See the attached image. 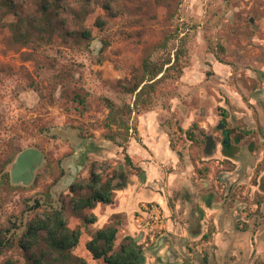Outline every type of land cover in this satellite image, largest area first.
<instances>
[{
	"label": "rangeland",
	"instance_id": "1",
	"mask_svg": "<svg viewBox=\"0 0 264 264\" xmlns=\"http://www.w3.org/2000/svg\"><path fill=\"white\" fill-rule=\"evenodd\" d=\"M16 1L23 16L37 14L39 0ZM68 3L78 9L81 0ZM91 8L82 23L68 13L59 21L64 30L88 29L90 42L55 33L49 42L20 44L0 25V231L20 233L31 214L59 207L67 182L87 181L93 164L104 176L123 172L129 187L151 162L169 183L162 191L173 215L187 216L192 196L190 215L202 232L171 242L177 264H264V0H100ZM175 44L179 68L136 102L128 81L145 58L162 60ZM109 102L131 105L129 130L107 125ZM209 134L217 142L210 155ZM29 147L44 153L32 183L10 177L18 187L4 185V162ZM205 195L210 209L198 210ZM67 217L72 227L80 223ZM98 224L75 250L89 264H103L86 247ZM140 237L149 264L160 237ZM124 239L119 233L118 247Z\"/></svg>",
	"mask_w": 264,
	"mask_h": 264
},
{
	"label": "trees",
	"instance_id": "2",
	"mask_svg": "<svg viewBox=\"0 0 264 264\" xmlns=\"http://www.w3.org/2000/svg\"><path fill=\"white\" fill-rule=\"evenodd\" d=\"M99 1L81 0L80 7L75 9L69 5L68 0H39L37 14L23 16V8L18 1L0 0V25L8 26L15 41L20 44H28L33 40L49 42L55 33H60L65 40L74 38L77 41L87 40L90 42L91 32L88 29L64 30L63 23L59 21H61L62 14L68 13L74 21L82 23L91 12L92 4L99 3ZM12 16L17 19L9 20ZM175 49V60L173 61L172 50ZM181 49L175 44L162 60L145 58L141 69L125 86L126 92L134 94L136 102L146 92H152L159 79L168 77L172 70L179 68ZM158 76L160 78H157ZM77 97L81 103L85 102L84 97L80 95ZM109 108L107 125L116 124L118 127L123 126L129 130L130 126L125 116L132 113L131 105L127 104L122 107L109 102ZM196 126L195 123L193 127ZM225 144L227 145V143ZM226 155L231 157L228 153ZM14 159V155H11L4 162L2 183L18 187L11 185L10 173L5 170L6 166ZM127 162L131 164L129 157ZM94 166L95 164L92 165L87 181L77 180L70 185L68 193L62 197L59 207L42 209L41 213L31 214L25 228L20 233L14 232L9 237L7 233L11 231V226L6 228V232L0 231V255H2L0 264H89L75 250L88 226L98 220L93 209L98 203L105 205L115 203L117 190L124 189L128 185V179L123 172L115 170L112 175L104 176ZM117 177H120V180L114 183V179ZM67 214L79 219L80 223L74 227L70 226ZM20 224L19 227H23L24 223ZM119 224L120 217L114 215L109 223L94 231L86 242V247L92 257L96 260L102 259L103 264H145L143 243L137 237L126 235L124 241L119 247L117 246Z\"/></svg>",
	"mask_w": 264,
	"mask_h": 264
},
{
	"label": "crops",
	"instance_id": "3",
	"mask_svg": "<svg viewBox=\"0 0 264 264\" xmlns=\"http://www.w3.org/2000/svg\"><path fill=\"white\" fill-rule=\"evenodd\" d=\"M133 143V142H132ZM134 145L132 146V148ZM132 153V150L130 149ZM150 154V152H148ZM150 166L147 164L143 165L145 173L142 175L140 181H136L126 187L125 189L117 190L116 201L113 204H101L98 203L94 209L101 210L102 213H96L97 215V229L103 227L105 224L111 221V218L114 215H118L120 217V232L125 233L126 235H130L133 237H137L139 239L144 237L142 229L140 228L139 218L142 215V207L145 203L154 202L158 203L163 212L167 213V215L172 214V217L166 218V230L158 240V248L153 249V253L151 257H149V264H167L169 261L170 264H177L178 258L175 257L173 247L171 246V242L175 241L178 244V240L181 235L183 236V242L188 243L191 240H197L202 235V232H199L195 227L198 226L195 219L190 215L193 213V203L191 202L192 196L187 197L185 207L189 208V214L187 216H174L175 209L169 207V199L167 193L162 191L166 186L169 185L168 182L159 181L156 178L158 175L156 171L153 170V164L149 162ZM161 189V190H160ZM195 192V187L192 186L190 189V193ZM211 195L203 196V202L200 198L196 199V208L198 210L203 211V209H210V200ZM181 201H179L178 206H180ZM189 215V216H188ZM174 216V217H173ZM166 217V216H165ZM168 217V216H167ZM188 217V218H187ZM138 234L136 235V232ZM140 240V239H139ZM165 253V256H164ZM168 258V260H166Z\"/></svg>",
	"mask_w": 264,
	"mask_h": 264
},
{
	"label": "water",
	"instance_id": "4",
	"mask_svg": "<svg viewBox=\"0 0 264 264\" xmlns=\"http://www.w3.org/2000/svg\"><path fill=\"white\" fill-rule=\"evenodd\" d=\"M224 123L221 122L218 125V128L222 129ZM225 142L228 141L226 137ZM217 147V142L213 134H209L206 140L205 152L206 154H212L213 150ZM44 160V153L35 147H29L22 150L18 156L16 157L15 161L13 162L11 169H10V177L11 181L14 184H24L30 185L34 179L36 169L43 163ZM77 174L73 175V178L76 177ZM120 180V177L114 179V183H117ZM65 178L57 184L58 190H62L61 187L65 189L69 184L71 185V181L64 184ZM69 185V186H70Z\"/></svg>",
	"mask_w": 264,
	"mask_h": 264
},
{
	"label": "built area",
	"instance_id": "5",
	"mask_svg": "<svg viewBox=\"0 0 264 264\" xmlns=\"http://www.w3.org/2000/svg\"><path fill=\"white\" fill-rule=\"evenodd\" d=\"M140 228L151 241H156L166 230V217L158 203L148 202L142 207L139 218Z\"/></svg>",
	"mask_w": 264,
	"mask_h": 264
},
{
	"label": "flooded vegetation",
	"instance_id": "6",
	"mask_svg": "<svg viewBox=\"0 0 264 264\" xmlns=\"http://www.w3.org/2000/svg\"><path fill=\"white\" fill-rule=\"evenodd\" d=\"M225 142V141H224ZM226 143V142H225Z\"/></svg>",
	"mask_w": 264,
	"mask_h": 264
}]
</instances>
